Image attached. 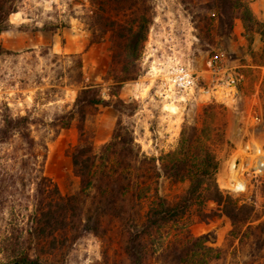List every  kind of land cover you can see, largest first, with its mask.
Masks as SVG:
<instances>
[{"label":"rangeland","instance_id":"rangeland-1","mask_svg":"<svg viewBox=\"0 0 264 264\" xmlns=\"http://www.w3.org/2000/svg\"><path fill=\"white\" fill-rule=\"evenodd\" d=\"M149 1L154 22L138 78L125 82L118 93L124 101L123 111L113 105L90 109L84 135L98 153L122 120L141 154L157 160L161 176L150 188H131L115 208L102 207L88 197V209L80 211L82 223L76 218L78 229H70L64 245L43 255L41 262L177 264L183 243L210 233L207 245L212 250L195 252L185 264H264V247L257 249L255 236L238 234L224 217L212 222L201 219L195 207L178 223L152 230L153 236L143 238L140 246L135 244L140 251L135 262L126 250L130 234L144 227L155 189L170 203L185 194L189 182L167 178L160 158L178 147L181 133L189 125L209 131L204 141L211 143L220 162L216 174L219 187L241 203L254 206L249 225L264 221L260 35L248 34L237 18L230 36H217L210 44L198 37L192 22L193 13H205L200 8L205 0ZM15 3L17 11L9 15L8 26L0 32V225L12 213L34 208L38 174L49 177L62 195L80 190V177L71 158L73 148L81 142L77 117L62 128L66 123L62 117L73 108L79 90L99 86L106 99L117 102V97L110 95L109 36L91 41L86 23L93 10L92 0ZM249 5L255 17L264 21V0H249ZM182 71L193 77L185 88L177 85ZM23 115L30 117L33 147L21 139L17 129L5 132L8 120ZM208 207L215 209L217 204L208 201ZM93 227H97L96 233ZM9 263L0 259V264Z\"/></svg>","mask_w":264,"mask_h":264},{"label":"trees","instance_id":"trees-1","mask_svg":"<svg viewBox=\"0 0 264 264\" xmlns=\"http://www.w3.org/2000/svg\"><path fill=\"white\" fill-rule=\"evenodd\" d=\"M15 2L0 0V32L8 26L9 15L17 11ZM92 4L93 10L86 23L91 31V41L98 42L104 35L109 36L112 60L108 72L113 80L110 95L117 97L123 84L137 79L140 74L141 56L154 22V8L149 0H92ZM200 8L205 9V13H193L192 22L202 41L208 39L212 44L217 36H230L238 18L248 34L260 35L263 47L259 65L264 66V21L255 17L249 0H205ZM211 36L213 38L210 39ZM262 92L264 99V80ZM98 105H113L123 111L124 101L117 97V102L111 103L99 86H83L73 108L62 117L66 120L62 128L68 127L76 117L79 122L81 142L73 148L71 158L74 171L80 177V190L74 195H62L49 177L36 175L34 208L12 213L0 225V259L46 264L41 262L42 256L64 245L67 232L78 229L76 218L77 223H82L80 211L88 209V197L94 198V202L102 207L115 208L123 199L122 195L131 188L141 191L157 183L161 176L157 160L141 154L132 131L122 120H118L111 140L98 153L94 151L93 144L85 138L84 123L89 110ZM30 123L27 115L10 119L5 132L17 129L21 139L33 147L35 140L31 136ZM208 134L206 128L185 126L178 147L160 158L162 173L167 178L177 182L187 180L189 185L185 194L172 203L160 197L157 189L154 190L143 229L132 232L126 245L134 262L140 255L135 244L140 246L143 238L153 236L162 227L178 223L192 207L197 209L201 219L209 222L216 217L226 218L238 234L255 236L257 249L264 247V221L248 224L254 215V206L241 203L217 183L220 162L211 143L204 141ZM27 164L25 160V168ZM208 201H214L217 207L210 209ZM96 228L93 227L92 232L96 233ZM152 230L155 231L153 235ZM209 240L210 233H204L183 243L177 264L188 263L195 252L212 250L207 245Z\"/></svg>","mask_w":264,"mask_h":264},{"label":"built area","instance_id":"built-area-1","mask_svg":"<svg viewBox=\"0 0 264 264\" xmlns=\"http://www.w3.org/2000/svg\"><path fill=\"white\" fill-rule=\"evenodd\" d=\"M193 82V77L190 73L182 71L177 77V85L182 88L188 87Z\"/></svg>","mask_w":264,"mask_h":264},{"label":"water","instance_id":"water-1","mask_svg":"<svg viewBox=\"0 0 264 264\" xmlns=\"http://www.w3.org/2000/svg\"><path fill=\"white\" fill-rule=\"evenodd\" d=\"M9 264H30V263H26V262H19V261H13Z\"/></svg>","mask_w":264,"mask_h":264}]
</instances>
